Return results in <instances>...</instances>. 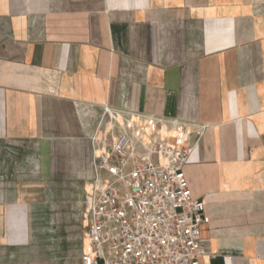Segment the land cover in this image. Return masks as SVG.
<instances>
[{"label":"crops","instance_id":"obj_1","mask_svg":"<svg viewBox=\"0 0 264 264\" xmlns=\"http://www.w3.org/2000/svg\"><path fill=\"white\" fill-rule=\"evenodd\" d=\"M105 107L190 132L201 264H264V0H0V264H80Z\"/></svg>","mask_w":264,"mask_h":264},{"label":"built area","instance_id":"obj_2","mask_svg":"<svg viewBox=\"0 0 264 264\" xmlns=\"http://www.w3.org/2000/svg\"><path fill=\"white\" fill-rule=\"evenodd\" d=\"M166 124L137 111L101 112L89 137L80 264H201L205 203L184 171L194 143L183 124Z\"/></svg>","mask_w":264,"mask_h":264},{"label":"rangeland","instance_id":"obj_3","mask_svg":"<svg viewBox=\"0 0 264 264\" xmlns=\"http://www.w3.org/2000/svg\"><path fill=\"white\" fill-rule=\"evenodd\" d=\"M78 225L79 223L74 217L69 219L66 224L63 223L62 227L45 230L46 235H42L44 236L42 239L45 242L44 245H53L58 248V246H62L65 243L68 244V248L75 246L78 238Z\"/></svg>","mask_w":264,"mask_h":264},{"label":"bare ground","instance_id":"obj_4","mask_svg":"<svg viewBox=\"0 0 264 264\" xmlns=\"http://www.w3.org/2000/svg\"><path fill=\"white\" fill-rule=\"evenodd\" d=\"M87 184V183H86Z\"/></svg>","mask_w":264,"mask_h":264}]
</instances>
